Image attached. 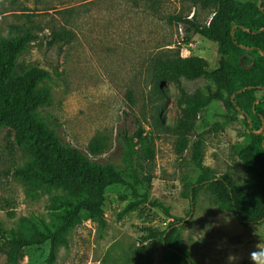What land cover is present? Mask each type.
<instances>
[{"label": "rangeland", "instance_id": "374dc122", "mask_svg": "<svg viewBox=\"0 0 264 264\" xmlns=\"http://www.w3.org/2000/svg\"><path fill=\"white\" fill-rule=\"evenodd\" d=\"M163 1L155 13L149 0H0V41L11 32L37 36L20 58L19 69L48 71L37 92L48 91L49 103L35 117L61 143L131 175L143 161L139 146L131 154L126 150L123 132L133 136L142 127L155 139L151 201L165 210L141 203L124 213L139 198L128 186H110L103 207L106 227L82 220L71 229L69 246L59 249L55 264H169L158 239L173 225L194 264H229V254L236 257L234 264H251L249 253L264 240V224L242 226L234 214L218 211L206 186L197 185L200 171L193 144L201 141L205 166L215 176L229 175L244 186L248 175L235 148L243 124L228 123L223 107L213 102L195 121L189 148L177 150L183 119L179 90L170 81L159 86L154 82L152 59L173 49L183 57L206 59L208 70H214L220 55L216 43L192 34L187 41L183 25L167 21L170 15L194 16L206 25L212 8L194 6L192 0ZM182 85L191 95L205 96L212 84L203 80ZM262 97L264 89L252 99ZM95 141L104 145L97 156L89 151ZM30 161L25 149L15 145L13 133L0 128V234L4 230L29 236L58 223L63 212V190L38 188L14 174ZM49 252V243L25 248L18 264H47ZM0 264H10L1 252Z\"/></svg>", "mask_w": 264, "mask_h": 264}, {"label": "trees", "instance_id": "16d2710c", "mask_svg": "<svg viewBox=\"0 0 264 264\" xmlns=\"http://www.w3.org/2000/svg\"><path fill=\"white\" fill-rule=\"evenodd\" d=\"M212 8V17L200 25L194 16L170 15V25H183L187 41L199 35L216 43L220 55L217 67L208 70L206 59L183 57L173 49L156 54L152 59L153 80L159 86L165 81L177 84L178 105L183 119L179 122L177 150L189 148V136L202 110L213 102L219 103L228 123H240L244 132L236 144L238 159L248 175L244 186L229 175L215 176L204 164L202 142L193 144V160L200 171L197 185L206 186L216 199L219 212L234 214L242 226L264 224V97L252 99L264 89V0H192ZM151 10L159 12L163 0H149ZM261 2L263 10L260 9ZM61 35L56 37L60 38ZM54 37V40L57 38ZM37 39L31 31L19 35L10 33L0 41V128H8L18 148L25 149L31 161L26 167L16 168L14 174L36 187L61 189L66 197L61 201L63 212L55 225L45 226L29 236L22 233L0 234V252L7 262L18 264L25 248L50 244L47 264H55L61 247L69 246V233L82 220H91L101 228L107 221L104 214L105 191L114 185L128 186L139 201L130 203L124 213L151 201L156 160L155 139L140 127L133 136L123 132V142L131 154L139 146L143 165L131 175L118 171L110 164H101L80 150L61 143L54 132L35 117V112L49 103V92H37V85L49 75L38 67L19 69V60ZM209 80L206 95L189 94L182 82ZM161 93V89L158 91ZM252 100V101H251ZM251 102V103H250ZM250 103V104H249ZM161 126V121L158 122ZM104 145L95 141L89 151L99 155ZM183 220V219H180ZM175 225L159 237L165 248L164 259L169 264H194L184 253Z\"/></svg>", "mask_w": 264, "mask_h": 264}, {"label": "clouds", "instance_id": "9594fccd", "mask_svg": "<svg viewBox=\"0 0 264 264\" xmlns=\"http://www.w3.org/2000/svg\"><path fill=\"white\" fill-rule=\"evenodd\" d=\"M251 264H264V240H261L256 246L255 249L249 253ZM229 264H234L236 257L232 254L228 256Z\"/></svg>", "mask_w": 264, "mask_h": 264}, {"label": "water", "instance_id": "95a60500", "mask_svg": "<svg viewBox=\"0 0 264 264\" xmlns=\"http://www.w3.org/2000/svg\"><path fill=\"white\" fill-rule=\"evenodd\" d=\"M259 7H260L261 10H263L261 2L259 3ZM184 222H186V220Z\"/></svg>", "mask_w": 264, "mask_h": 264}]
</instances>
